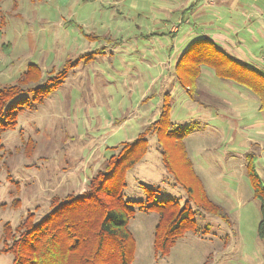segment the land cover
I'll return each instance as SVG.
<instances>
[{
  "label": "rangeland",
  "instance_id": "obj_1",
  "mask_svg": "<svg viewBox=\"0 0 264 264\" xmlns=\"http://www.w3.org/2000/svg\"><path fill=\"white\" fill-rule=\"evenodd\" d=\"M176 1H0V85L15 84L29 65L43 73L56 71L68 60L99 52L89 62L82 59L35 110L22 112L16 129L1 134L0 264H13L12 255L1 252L4 225L17 226L29 212L39 219L54 196L85 191L113 154L110 148L136 140L159 118L165 98L170 121L195 128L183 148L176 137L162 136L177 174L167 172L164 146L149 136L148 153L127 172L122 193L131 201L178 199L179 208L188 205L195 211L191 222L199 234L185 226L176 230L178 241L162 257L154 243L159 214L137 210L128 226L132 264H264L260 204L253 198L245 158L257 156L264 180V117L258 98L247 81L222 79L203 62L210 46L225 53L211 40L197 39L202 41L196 46L207 44L203 53L194 48L184 54L197 40L180 50L185 32L198 24H186L185 16L178 37L171 35L168 12ZM182 16H172L173 22ZM246 45L264 64V37ZM196 69L198 79L192 74ZM245 74L253 82L262 78L250 70ZM187 88L199 92L208 107L192 102ZM251 138L259 141L248 142ZM184 150L190 163L180 158ZM197 181L225 209L230 223L196 212L186 187Z\"/></svg>",
  "mask_w": 264,
  "mask_h": 264
},
{
  "label": "trees",
  "instance_id": "obj_2",
  "mask_svg": "<svg viewBox=\"0 0 264 264\" xmlns=\"http://www.w3.org/2000/svg\"><path fill=\"white\" fill-rule=\"evenodd\" d=\"M199 41L192 43L184 54L191 52ZM97 54L98 51L83 54L76 60L66 61L58 70L45 73L38 65H29L15 84L0 85V139L3 132L17 128L22 112L35 110L39 103L57 91L69 77L70 71L82 59L89 62ZM205 54L208 57L203 62H207L220 78L236 82L247 81L258 98V109L264 117V72L241 62V66H244H238L237 59L220 50L214 52L213 48H209L205 50ZM181 65L182 60L178 62L177 67ZM249 70L262 78L253 82L252 78L245 74ZM199 73L198 69L192 73L194 79H198ZM192 89H186L191 100L208 107L200 99V93ZM29 94L32 98L25 97ZM169 107L168 99L165 98L159 118L136 140L111 147L113 154L91 177L85 191L77 195L54 196L49 212L39 219L36 212H29L15 227L6 223L1 252L11 254L13 264H132L134 244L128 226L137 210L159 214L154 243L156 252L162 257L168 254L178 241L176 230L185 226L198 235L199 230H196L191 222V214L195 211L188 205L179 208L178 199L153 203H150V199L131 201L122 193L127 172L135 168L148 153L146 142L149 136H157L159 144L164 146L163 164L167 172L176 173L172 150L164 145L162 136L176 137L182 147L184 139L193 134L195 128L171 122ZM184 151L180 155L182 159L189 156L188 151ZM256 157L254 153L246 154V169L253 189V198L260 204L258 236L264 239V180L258 172ZM187 163H190L188 158ZM198 184L197 181L186 187L196 212L212 214L230 223L225 209L212 200L203 186ZM145 190L150 194L155 193L152 189ZM184 219H188L191 225H185Z\"/></svg>",
  "mask_w": 264,
  "mask_h": 264
},
{
  "label": "crops",
  "instance_id": "obj_3",
  "mask_svg": "<svg viewBox=\"0 0 264 264\" xmlns=\"http://www.w3.org/2000/svg\"><path fill=\"white\" fill-rule=\"evenodd\" d=\"M176 3L177 5L168 12L171 19L169 22L172 24L171 35L178 37L180 25L185 23V16L186 24L191 25L189 20L192 24H198L196 29L185 32L189 34L184 35L180 50L185 51L194 40L209 39L230 57L246 65H255L258 70L264 72L262 56H255L249 48V52L246 50V42L249 39L258 40L264 37V0H177ZM165 13L167 14L166 11ZM176 15L183 16L175 23L172 16ZM206 46L207 44H201L195 45L194 48H200L203 53ZM204 110L208 111L209 108ZM251 139L248 142L256 144L259 141Z\"/></svg>",
  "mask_w": 264,
  "mask_h": 264
},
{
  "label": "built area",
  "instance_id": "obj_4",
  "mask_svg": "<svg viewBox=\"0 0 264 264\" xmlns=\"http://www.w3.org/2000/svg\"><path fill=\"white\" fill-rule=\"evenodd\" d=\"M263 62H264V60H263Z\"/></svg>",
  "mask_w": 264,
  "mask_h": 264
}]
</instances>
